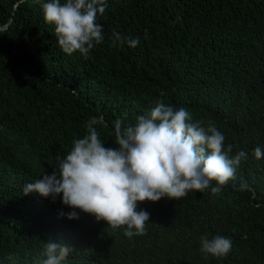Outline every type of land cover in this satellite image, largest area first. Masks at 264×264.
Returning a JSON list of instances; mask_svg holds the SVG:
<instances>
[{
    "label": "trees",
    "instance_id": "obj_1",
    "mask_svg": "<svg viewBox=\"0 0 264 264\" xmlns=\"http://www.w3.org/2000/svg\"><path fill=\"white\" fill-rule=\"evenodd\" d=\"M46 2L0 0V264H42L49 240L72 249L63 264H264V0H106L87 58L59 47ZM113 32L139 43L113 44ZM159 100L247 153L219 194L138 202L150 219L132 238L80 209L61 216L73 211L62 194H24L58 173L90 119L118 148L114 121L135 125ZM216 235L232 240L226 257L200 251Z\"/></svg>",
    "mask_w": 264,
    "mask_h": 264
},
{
    "label": "clouds",
    "instance_id": "obj_2",
    "mask_svg": "<svg viewBox=\"0 0 264 264\" xmlns=\"http://www.w3.org/2000/svg\"><path fill=\"white\" fill-rule=\"evenodd\" d=\"M106 0H48L42 4L46 23L54 25L59 47L68 55L79 52L85 58L104 40L98 16L106 11ZM113 44L135 47L139 37L113 32ZM102 117L86 124L87 133L73 141L65 157H57L58 173L44 174L24 187V194L37 192L53 201L62 194V202L73 211L60 212L69 220L79 219L75 209L106 221L113 229L125 227L128 238L142 235L150 214L137 211V203L157 202L167 197L179 200L192 190L219 194L234 180L245 151L230 155L233 145L225 149V136L214 123L207 126L194 120L190 111L159 100L135 125L114 121L115 144L105 147L95 125ZM257 159L264 156L254 149ZM215 182V184H213ZM243 188V185H241ZM232 240L223 235L200 239V251L206 256L226 257ZM72 249L49 240L44 246L42 264H63Z\"/></svg>",
    "mask_w": 264,
    "mask_h": 264
},
{
    "label": "water",
    "instance_id": "obj_3",
    "mask_svg": "<svg viewBox=\"0 0 264 264\" xmlns=\"http://www.w3.org/2000/svg\"><path fill=\"white\" fill-rule=\"evenodd\" d=\"M0 29H2V28H0Z\"/></svg>",
    "mask_w": 264,
    "mask_h": 264
}]
</instances>
